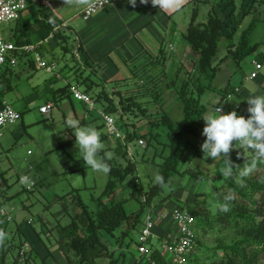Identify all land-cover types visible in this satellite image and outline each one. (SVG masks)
<instances>
[{"label": "trees", "instance_id": "16d2710c", "mask_svg": "<svg viewBox=\"0 0 264 264\" xmlns=\"http://www.w3.org/2000/svg\"><path fill=\"white\" fill-rule=\"evenodd\" d=\"M262 1L264 2V0ZM233 2V0L225 1L226 6H231L227 16L221 19L215 13L213 6H209L206 19L202 21L192 20L183 32V38L195 56L191 71L182 74L183 67H178L174 78L167 80V76L161 71L163 70L161 68L159 72L156 71L155 75H150L145 88L140 86L144 81L141 78L139 80L142 83H139L138 86L135 84L119 86L118 81H115V86L111 88V94L116 99V104L109 99L104 90L93 95L91 92L93 85L87 84L84 88V92L90 97L92 96V99L100 101L102 98L106 102L105 109L114 114L115 126L120 131L122 140L116 139L115 148L110 150L106 147L98 156V158L101 156L105 158L110 171L106 174L107 181L101 194L95 199L94 209H88V206L78 197L76 189L70 191L73 195L72 203L79 209V212L65 226H56L59 228V232L55 240L58 250L68 264L119 263V257L108 258L114 251L108 250L106 237L112 238L115 229L122 224L123 229L117 237L115 236L114 241L122 243L120 239L129 236L127 243L130 244L131 241L134 243L135 239L133 240L130 236L131 231L134 230L136 233L144 225V219L140 218V215L155 210L157 204L154 201L158 200L159 203L171 198L173 190L162 194L165 190L164 187L167 184L170 185L171 178L179 173L180 167L187 163L183 157L187 145L185 138L194 133L196 121L206 111L205 105L199 103V97L206 90L212 88V80L224 57L238 64L245 57L255 53V60L264 63V52L257 51L258 43L250 44L248 41V35L254 26L255 16L251 18L246 28L239 31L241 18L251 14L254 2L240 15L241 18H238L240 13H237ZM29 5H31L30 1ZM255 11L252 13L254 14ZM193 13H195V8H193ZM23 25L24 23L18 24L12 28L16 45L29 43V40L22 37L24 34L20 32L24 27ZM235 34H239V37L236 41H232ZM226 39L229 40L225 46L226 53L224 57L218 58L222 41ZM140 54H134L131 59L144 58L143 54L142 56ZM81 61H83L81 65L85 67L86 61L82 57ZM154 61L157 62V60ZM156 66H154L155 70H157ZM29 67H32V62H29ZM148 68L150 67L147 66L145 69L143 63L139 67H134L131 70V75L137 77V71L145 69L146 76L149 71ZM11 72V67L5 68L0 75V84L2 85L0 95L5 92L6 78L4 75L6 76ZM163 83L169 90L171 89V93L175 96H173L174 100L177 99L180 103L179 107L183 116L176 124H173L163 113L164 102L161 97L163 91L161 85ZM148 84L150 85L147 88ZM227 86L218 90L221 101L224 100L225 96L235 93L234 89L227 88ZM52 94H54L55 99L62 95L70 96L67 86L57 88ZM150 107L160 109V111L147 114V109ZM127 117H131V119L139 117L150 129L142 133L136 127L137 123L132 125L125 119ZM161 125L169 127L166 132L167 142L165 144L159 143L158 133L152 131ZM100 135L102 139L106 137L103 130ZM134 140H142L143 147L136 146L130 157L127 153L126 144ZM156 143H159L161 148L158 153L155 152L150 164L158 168L157 177L160 179L152 185H145L136 172V165L142 166L143 163L133 161V158L141 156V161H143L145 152L155 148L154 144ZM240 148V145H235L227 153L229 160L224 157V164L227 168L226 174L230 172V178L217 176L221 183L214 189L215 197L210 193L212 190L206 193H195L196 202L182 204L179 208L176 206L180 211H185L194 217V245L190 254L184 257L182 264H264V162L258 161L254 168L241 177L239 173L249 166L250 161L254 158V153L251 152L249 160L245 161L236 153ZM108 150L111 151V155ZM156 158L161 159L159 164L155 163ZM69 163L65 173L79 172L87 167L82 160L74 159L71 156ZM232 178H238L239 182L235 184V180ZM124 182H126L125 185H123ZM4 193V189L0 187L1 205L3 201L12 199L11 196H5ZM67 195L68 193L58 199L61 201ZM159 196L160 198L157 199ZM132 197L135 198L139 207L127 211L125 202ZM6 215V212L4 216L0 215V264H5L8 259L10 260L9 264H47L48 259H51L50 264L56 263L50 253L40 254V250L44 249L40 242L36 244L29 238L27 240L23 228H20L24 221L18 224L16 229L11 230L9 235H5ZM157 228L152 229V235L147 238L145 243L139 244L151 245L150 248L146 249V252L139 255L148 257L147 260L151 264H176L171 261L170 256L166 259L159 249L152 246L151 239H161V235H157L156 231L154 232ZM28 233L29 237L38 239L30 227ZM205 235L217 236L211 246L203 244L201 238ZM16 236H18V242H14ZM170 237H172V232ZM170 239L159 241V245L163 241L170 242ZM36 246L39 247L38 250ZM196 249L200 251L202 256H194ZM214 252L215 254L217 252L218 255L212 256L209 260L205 259L207 253L212 254ZM103 259L107 260L98 262Z\"/></svg>", "mask_w": 264, "mask_h": 264}, {"label": "rangeland", "instance_id": "374dc122", "mask_svg": "<svg viewBox=\"0 0 264 264\" xmlns=\"http://www.w3.org/2000/svg\"><path fill=\"white\" fill-rule=\"evenodd\" d=\"M235 2L238 3L237 0H235ZM259 2L260 0H256L252 10V12L256 10L255 13L253 14L251 12V15H248L246 19L251 20L250 17L252 18L255 16L254 26L252 27V30L248 35V41L250 42V44L258 43L259 48L257 51L263 53L264 2L258 4ZM199 6L200 12H202L204 10V7L201 5ZM228 8H231V6H228ZM191 13H193V11H191ZM200 15L201 13L198 14L196 21L206 19L205 14L201 16ZM246 19L245 22H247ZM190 22L191 18L189 20L183 19L181 22L177 23V29L186 30ZM246 25L247 23L242 25L241 29L246 28ZM13 27V23H10L5 26V30L11 32ZM238 37L239 34H235L233 36L234 40L232 39V41H236ZM228 43L229 40L227 39L222 41L218 58L224 57L226 53L225 46ZM67 49L68 51L64 54L56 53L57 55H54L56 69L58 68L60 72H63V70H70V68L74 66L75 69L79 70V63L76 62L77 60L72 57V51L74 47L72 46L70 38L67 40ZM157 49L158 50L156 51V53L151 54L141 52L140 56H142L143 54L144 58L140 57L141 60H139L138 62H127L126 66L130 70V73L132 72L131 70L134 67H139L144 63L145 69L147 68V66L150 67L148 68V73L150 72L151 68L154 69V66L161 65L162 67H164V70L161 71L164 72L165 76H167V80L172 78L173 75H176L175 71L178 66V63L174 60L175 57L173 53H171L169 51V48L166 47L165 53L163 55L164 60L160 59L158 62H155V57H162L163 51V49L159 47H157ZM31 58V54L23 56V59H19L16 67L14 69L11 68L12 72L6 74V76L4 75V77L6 78L5 84L10 86V89L5 93L1 94L0 99L7 101V103L11 105L13 110L20 113V115L17 121L13 125L8 126L3 131H1L0 135V187L4 189L5 196H11L12 198L11 200L5 202L2 200L3 203L2 205L0 204V209H3L4 212L9 214L10 216V219L7 220V223L5 225V235H9L11 233V230L16 229V226L24 221L23 224L20 225V228H23L24 235H26L28 240V238H31L29 237L28 233V228L30 227L31 231L38 237V239L32 237L30 241L36 242V244L40 242L44 246L43 255L48 253L54 254L55 252H58L60 254L55 242L59 232V228L56 226H65L71 221L72 217H74V215L79 212V209L72 203L73 195L72 193H70V191L76 189V193L78 194L80 200L88 206L89 210H92L95 208L96 197L101 194L106 184L107 175L103 172L93 171L89 167H86L85 169L79 172L65 173V170L70 164V156L74 159H80V155L79 153H76L77 149L74 147V136H72L70 132L72 131V129L65 130L62 133H58V130L61 129L63 125L67 124L68 121L75 120V118L72 114H65L62 117H59L58 119H50L47 117L48 115L43 116L38 113L37 109L44 102V96L47 95L45 89L46 79L49 76V73L46 72L44 69H39L35 67V65H32V67L28 68V61H31ZM194 59L195 56L192 55L190 57H187V59L181 60V62L183 63L182 74L185 73V71L187 72L192 70L191 66H193ZM254 60L255 53L245 57L238 64L234 63L229 58L224 57L222 64L218 67L215 77L212 80L213 87L224 88L226 85H228L227 88H231L234 85H238V87L242 91H245L244 94H242L240 97H234L236 98V100H239V102H241V100L243 99V114L245 118H247V116L249 115V113L247 112L248 105L246 102L248 98L247 93L249 92L256 96V84L257 86H262L264 88V63L262 64V68L259 70V74L255 79H249L246 81L244 80V78L249 75L251 69H253L252 61ZM5 68L10 67H0V75L3 73V70ZM233 68L235 69L234 72H232ZM145 69L137 71V77L131 76L128 79L118 78V80L110 82L103 81L102 85L104 86V92L108 94V97L111 100V88L115 86V81H118L119 86H127L134 84L135 86H138L140 78L144 80L140 86L145 88L148 78L151 77L145 76ZM171 74L173 75L171 76ZM91 78L95 80L97 84H100L99 79L97 77L94 76ZM62 84V81H56L55 88L61 87ZM149 85L150 84L147 85V88ZM161 89L163 90L161 97L162 101L164 102L163 113L167 115V117L172 121L173 124H176L182 119L183 116L182 111L179 107L180 103L177 99L174 100V94L171 93V89L169 90V88H167L164 83L161 85ZM100 91L101 87L97 89L95 87L93 90V95H97ZM258 95H264V89L262 94L260 92ZM205 98L206 95L200 96L199 100L201 104L207 107V103L209 102V100H207L208 102H205ZM230 104L232 105L230 109H234V102L231 101ZM105 105L106 102L101 98V101L96 102L95 111L92 112L93 116L91 117V119L85 120L83 125L80 123V121H78L79 124L81 126L95 128L99 134L102 133V122L99 118V112L96 111H98L99 108ZM213 107L214 106L211 105L208 108V112L214 109ZM158 111H160V109H153L152 107H150L149 109H147V114L157 113ZM229 111L232 110H225L224 112L223 109V113H227ZM240 114L242 113L237 112V115ZM112 117L114 116L112 115ZM125 119L129 123H132V125H135L137 123L136 127L139 128L142 133L150 129L148 128L147 124H144L139 117H136L135 119L127 117ZM18 126L21 128L20 135L18 134ZM168 130L169 127L167 125H161L157 128L152 129L153 132L158 133L157 137L159 143L164 144L167 142L166 132ZM195 141L196 142H194L190 136V150H196L197 141L199 140L195 139ZM133 143H135V141H133ZM159 143L154 144L155 148H151L145 152L143 161H141V156L133 158L134 161L143 163L142 166L136 165V172L138 173L137 175L140 179L141 177H145L147 179L145 182L142 180L144 184L147 185H152V181L154 182L157 180L158 168H156L152 164L150 165V162H152L151 158H153L155 152L158 153L160 151L161 145ZM132 144L129 145V149L131 148V153ZM104 148H106L105 144ZM113 148H115L114 144H111V149ZM240 149L236 151V153L239 156L243 157L245 161L249 160L251 151H244L243 149ZM108 152L111 155V151L108 150ZM221 159L224 161V157H221ZM160 160L161 159L156 158L154 161L155 163L159 164ZM186 160L189 162L179 168V173L175 174L171 178L170 185H165V190L162 194H166L169 190H173L174 192H181L183 188L180 190H178L177 188L182 187V176L187 175V177L190 179V171L192 169L197 170V172L191 173L192 178L194 176L195 179H198L197 181H199V175L201 177H210L205 174V172L207 171V161L203 157H198L197 155L193 154L189 158L187 157ZM27 172V175L30 174V176L34 177L37 182V185H35V187L31 189V191L27 190V185L21 184L18 181L19 178L25 175ZM219 172L220 169L217 173ZM229 175L230 172L228 174H226V172H220L219 177L221 178L223 176H226L227 178H230ZM233 180H235V184L239 182L238 178ZM188 183H190V181ZM220 183L221 182L219 178H216L212 181L211 190L213 192H210L212 193V196L215 197L214 189L217 188ZM125 184L126 182L123 183V185ZM67 193L68 195L62 198L61 201L58 199L60 196H63ZM172 193L173 192H171V195H174ZM159 198L160 196L157 197V199ZM157 201L158 200L154 201V203H158ZM170 201L176 203V200L173 198ZM166 203H169V201H166ZM182 204L183 203H177L176 205L180 207L182 206ZM164 205L166 206L169 204L164 203ZM138 207L139 205L134 197H132L131 199H127V201L125 202V208L127 211H132L134 209H137ZM145 215V213L141 214L140 218L144 219ZM28 221H31L32 224L28 223ZM122 229L123 228L121 224L115 229L114 236L112 238L108 236L106 237L108 250L114 251L110 254L108 258L119 257V263L117 264H128V262L130 261V263L132 264L133 260L131 258L139 260L140 257H143L147 260L148 257L139 255L140 253L138 250H136L135 244L132 241L130 242V244L127 243L129 241V236L121 238L120 241H122V243L114 241L115 236L117 237V235ZM155 231L156 229L154 230V232ZM130 236L134 240V230L131 231ZM215 237L217 236L205 235L201 238V240L203 241V244L205 246H211ZM151 240L153 247H159L160 240L155 238ZM14 242H18V236L14 238ZM150 247V244L145 245V249ZM36 249L38 250L37 247ZM200 254L201 253L199 250L196 249L194 251V256H202ZM216 255H218L217 252L216 254L215 252L212 254L207 253L205 255V259L209 260L212 258V256L215 257ZM165 258L168 259L169 256L165 255ZM106 260L107 259H103L98 262L100 263ZM9 262L10 260L8 259V261H5V264H9ZM50 263L51 259H48L47 264Z\"/></svg>", "mask_w": 264, "mask_h": 264}, {"label": "crops", "instance_id": "0c3cea01", "mask_svg": "<svg viewBox=\"0 0 264 264\" xmlns=\"http://www.w3.org/2000/svg\"><path fill=\"white\" fill-rule=\"evenodd\" d=\"M41 1L49 2L50 8H44L40 4V0H31L32 5H28L27 9L19 14L18 22L15 20L13 25L17 26L18 24L20 25L24 23V27H22L20 32L24 34L22 37L29 40V43L27 42L25 44H32L40 39H45L46 42L38 48V51L41 54L42 60H45L46 62H52L55 65L56 63L54 55L56 53H66L68 51L67 40L69 38L71 39L72 46L74 47L72 51V57L77 60H75L76 62L79 63V70L72 66L70 70L65 69L63 72H60L57 68L55 69L54 73H49V76L46 79L45 89L47 95L44 96V102L42 105L46 104L47 102H52L54 104L50 114L47 116L48 118L58 119L65 114H72L75 120L80 121L82 125L84 124L85 120H88L85 106L82 103L73 100L70 96L67 97L62 95L55 99V96L52 94V92L57 89L55 88L56 81H62L63 84L61 87L67 86V89L72 86H76L78 90H83L87 84H90L93 85V90L95 87L96 89L101 87L102 91L104 89V86L102 85L103 81L110 82L118 80V78L128 79L132 76L130 70L126 66L127 62H138L141 60L139 57L131 59L134 54L141 52H146L148 54L156 53L158 50L157 47L163 49L162 55L165 53V48L168 47L169 51L173 53L175 57L174 60L178 63V68L183 64L181 60L187 59V57L192 56L193 53L183 38L182 34L185 29H177V23L181 22L183 19L189 20L191 18V21L197 20L198 14H207L209 6H213L215 13L220 18L227 16L231 10V8H228V6L225 5V1L227 0H180L181 6L177 11H161L150 4L142 5L139 3V0H137L135 6H132L127 3V0H122L120 2L103 7L94 13L88 20H84L81 19L79 13L81 12L82 8L92 0H67V2H64V0ZM233 1L237 13H240L238 18H241L240 15L245 10H247V8L251 6L253 2H256V0H237L238 3L235 2V0ZM262 2L263 1L261 0L260 4ZM199 5L204 7L202 12H200ZM193 8H195V13H191ZM248 15L250 16L251 14ZM248 15H245L241 18L239 31H242V25L245 23L248 25L250 21L249 19H246ZM245 19L247 22H245ZM8 32L9 39L14 42V31L11 30V32ZM81 57L86 61L84 65L85 67L81 65V62H83L81 61ZM160 59L164 60V57H155L157 62ZM260 64L262 65L263 63ZM27 67L29 68V63ZM156 67L157 70H155V68H151L150 72L146 76L148 77L150 74H155L156 71L159 72L161 68L164 70V67L161 65H157ZM234 71L235 69L233 68L232 72ZM172 75L173 74H171V76ZM94 76L99 79L100 84H97V82L91 78ZM246 77L244 78L245 81L248 80ZM139 83H142L141 80H139ZM9 89L10 86L5 84V92ZM221 89L222 88L212 86L211 89L206 90L202 94L203 96L206 95V101L209 100V102L207 101L208 106L206 107L207 109L203 115L210 114L211 111L208 112V108L211 105L215 107L216 103H218V106H221L224 109V112L225 110H235L236 113H242L239 116L244 117V101H242V99L241 102H239V100H236V98L237 96L240 97L242 94H244L245 91H242L238 85H234L230 89H234L235 94L229 95L230 98H226L225 96L224 100L221 101V95L218 94V90ZM263 89L264 88L262 86H257L256 84L257 95L260 92L262 94ZM93 90L91 92H93ZM247 96L249 98L250 96L254 95L248 92ZM231 101L234 102V109H230L232 106L230 104ZM95 106L96 103L94 108ZM203 126L204 121L201 117L196 121L194 133L187 136L186 138L187 145L184 151V156L186 157H184V159L186 160L187 157L189 158L193 154L197 155L198 157H203L207 161V171L205 174L210 177H201L199 175V181H197L198 179H195L194 176L192 178L191 175L192 172H197V170L192 169L190 171L191 180L187 177V175L182 176V187L177 189H183L181 192L173 191L172 194L174 195H171V198H167L164 201L165 204H169V206L165 207H172L177 203L185 204L196 202L194 194L197 192L206 193L211 191L212 181L220 175V172L225 173L227 170V168L224 166V161L221 159L222 156L214 159L208 158L201 153L200 146L198 145L196 150H190V136L194 142H196L195 139H201L203 142L204 137L201 135ZM20 133L21 128L18 126V134L20 135ZM102 140L101 141L107 147H111V144L115 143L112 138L107 136ZM135 147L136 145L133 143L132 148L135 149ZM188 162L189 161H187V163ZM219 169L220 172L217 173ZM141 180L145 182L147 179L145 177H141ZM189 181L190 183H188ZM154 183L155 181H152L151 184ZM172 198L176 200V203L170 201ZM166 201H169V203H166ZM163 203L161 204L164 205ZM157 207L162 206L158 205ZM174 231L175 225L168 222L162 226H159L156 230V234L161 235V242V240L170 239V233L172 232L173 235ZM58 251L60 252V250ZM40 254H44V249L40 250ZM50 254L56 262L52 264H68L61 252L60 254L58 252ZM131 259L133 260L132 264H149V261L143 257H140L139 260H136L135 258ZM130 262H128V264H131Z\"/></svg>", "mask_w": 264, "mask_h": 264}, {"label": "clouds", "instance_id": "9594fccd", "mask_svg": "<svg viewBox=\"0 0 264 264\" xmlns=\"http://www.w3.org/2000/svg\"><path fill=\"white\" fill-rule=\"evenodd\" d=\"M29 1H30V4L32 5L31 0H27V6L29 5ZM42 2L43 1L40 0L41 5H42ZM64 2H67V0H64ZM127 3L129 5L135 6L137 3V0H127ZM139 3L142 5L143 4H150L151 6L157 8L161 11H177V10H179V7L181 6L180 0H139ZM31 5H29V6H31ZM27 6H26V9H27ZM46 9H48V8H46ZM79 16L81 17V19H83L81 12L79 13ZM43 61L47 65L54 64L52 62H46L45 60H43ZM29 62H32V65H35V67H36V64L33 63V60L28 61V63ZM254 62H256V60L252 61V66H253ZM257 63H259V62H257ZM181 66L183 67V64ZM181 66H179V67H181ZM15 67H11V68L14 69ZM39 69H41V68H39ZM55 69H56V65H55ZM55 69L52 72H48V73H50V74L54 73ZM258 74H259V72H258ZM174 76L175 75H173L172 78H174ZM172 78H170V79H172ZM246 78L248 79V75ZM70 88L68 89L70 97L73 100H75L71 94ZM78 91L84 92V89L83 90L81 89ZM87 96L90 97L89 95H87ZM110 96H111V100H113V103H116L117 102L116 99H114L111 94H110ZM201 96H203V95H201ZM227 97L230 98L229 95H227L226 98ZM90 99L92 101V108H89L83 102L77 101V102L82 103L85 106V111L88 114V120H90L91 117L93 116L92 112L95 111L94 105L96 102H98V101L92 99L91 97H90ZM100 101H101V99H100ZM246 102L248 105L247 112L249 113L247 118L237 115L235 110L229 111L227 113H223V108L221 106H218V103H216L214 109L211 110L210 114L201 116L203 118V121H204V126L202 128L201 135L204 137V140H203V142L201 139H198L199 141H197V145L200 146L201 153L204 154L206 157L212 158V159L217 158V157H221V156L227 158V153H229L230 149H233L235 147V145H240L241 149H243L244 151H251L252 153H254V158L250 161L249 166L245 167L244 170L239 173V175L241 177L245 176L252 168H254L258 161L264 162V95L250 96L249 98H247ZM47 103H52V102H47ZM199 103H200V100H199ZM52 105L54 106L53 103H52ZM105 108H106V106H102L101 108L98 109V111H96V112H99V118L101 119V122H102L101 127L103 124L102 130L105 132L107 137L112 138L114 141L116 139L122 140V138L120 137L121 135H120L119 130H118L119 131V137L118 138L111 137L106 133L104 121L100 117V113L102 112V113H105V114L111 115V116L112 115L114 116V114L110 113ZM37 111H38V109H37ZM49 114H47V115H49ZM40 115H43V114H40ZM47 115H43V116H47ZM113 118L115 119V116ZM115 121H116V119H115ZM68 129H72V131H70V132H71L72 136H74V147L77 149L76 153H79V155H80V160H82L84 162L83 164L86 165L87 167L91 168L93 171L103 172L104 174H107L110 171L109 165L106 163L104 157L101 156L98 158L99 154L104 149V144L102 143L103 140H102V138H100V134L97 132V130L95 128H92V127L81 126L79 124V122L76 120H70L67 122V124L63 125L61 127V129L58 130V133H62L63 131L68 130ZM0 135H1V133H0ZM134 141H135V145L137 147H140L136 144L137 140H134ZM233 141H234V143H233ZM132 143L133 142L126 144L127 153H128V156H130V157H131L132 153H131V148L129 149V145ZM114 147H115V143H114ZM107 148H110V150H112L111 147H107ZM132 151H133V148H132ZM133 161H134V159H133ZM27 174H28V172L25 175H27ZM28 176L32 178V176H30V174ZM21 179H22V181H24V180H27V177H22ZM159 179L160 178L157 177V180H159ZM33 180L36 182L35 178H33ZM35 184H34L33 188L35 187ZM140 199L143 200V198H140ZM161 203H163V202L156 203L157 205L155 208H167V207H165V205H162ZM158 205H161L162 207H157ZM166 206H169V205H166ZM176 206L177 205L174 204L172 207H168V208H174ZM7 216H8V214L6 215V219H7ZM9 219H10V216H9ZM193 219H194V217H193ZM28 223L31 224V221H28ZM192 229L194 232V223L192 225ZM135 235H136V233H135ZM134 239H135V237H134ZM134 244H135L136 250H138L135 242H134ZM157 249H159L160 253L163 254L162 250L160 248V245H159V247H157ZM165 255H168V254H163V256H165ZM149 264H151V263L149 262Z\"/></svg>", "mask_w": 264, "mask_h": 264}, {"label": "built area", "instance_id": "2783aa9c", "mask_svg": "<svg viewBox=\"0 0 264 264\" xmlns=\"http://www.w3.org/2000/svg\"><path fill=\"white\" fill-rule=\"evenodd\" d=\"M122 0H92L81 11L82 18L88 20L98 10L110 4L120 2ZM43 7H50L49 2L43 1ZM27 0H0V67H15L19 59L28 54L32 55L33 63L36 67L52 72L55 69L54 64L47 65L41 58L38 48L43 45L46 40L41 39L32 44L16 45L9 39V32L5 30V26L13 23L18 19L19 14L26 9ZM262 68L261 64L254 62L253 69L248 75V79L257 77L259 70ZM71 94L76 101L85 103L89 108H92V101L84 92H79L75 86L70 88ZM53 105L46 103L38 108V112L43 115L50 113ZM100 117L104 121L106 133L118 138L119 131L115 126V119L111 115L100 113ZM19 118V113L11 107L5 100H0V133L6 127L13 125ZM136 144L143 146L142 140H137ZM22 177H27V180L22 181ZM21 184L27 185V190L33 188L35 181L28 175H23L19 178ZM0 215L4 216L5 212L0 209ZM9 216H7V220ZM171 222L175 225V232L173 233L170 242L163 241L160 245L163 254H168L171 261L176 264H182L184 257L190 253L193 248L194 232L192 225L194 219L185 211H180L178 208H155V210L148 212L144 217V225L141 226L135 235L136 244H143L147 238L152 235L151 231L154 227H159L165 223ZM137 249L140 253L146 252L145 246L139 245Z\"/></svg>", "mask_w": 264, "mask_h": 264}]
</instances>
